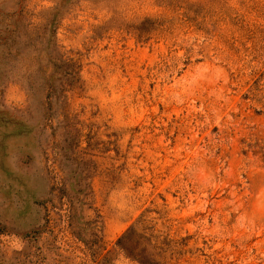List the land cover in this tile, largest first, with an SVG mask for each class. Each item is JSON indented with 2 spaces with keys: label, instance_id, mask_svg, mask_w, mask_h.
<instances>
[{
  "label": "rangeland",
  "instance_id": "374dc122",
  "mask_svg": "<svg viewBox=\"0 0 264 264\" xmlns=\"http://www.w3.org/2000/svg\"><path fill=\"white\" fill-rule=\"evenodd\" d=\"M264 264V0H0V264Z\"/></svg>",
  "mask_w": 264,
  "mask_h": 264
},
{
  "label": "trees",
  "instance_id": "16d2710c",
  "mask_svg": "<svg viewBox=\"0 0 264 264\" xmlns=\"http://www.w3.org/2000/svg\"><path fill=\"white\" fill-rule=\"evenodd\" d=\"M118 246L138 264H160L152 256L158 245H151V238L131 226L117 241Z\"/></svg>",
  "mask_w": 264,
  "mask_h": 264
}]
</instances>
